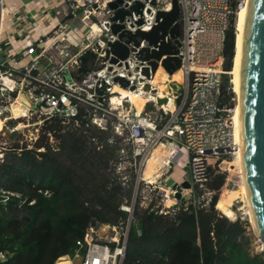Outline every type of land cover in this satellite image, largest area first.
Here are the masks:
<instances>
[{"label": "built area", "instance_id": "2783aa9c", "mask_svg": "<svg viewBox=\"0 0 264 264\" xmlns=\"http://www.w3.org/2000/svg\"><path fill=\"white\" fill-rule=\"evenodd\" d=\"M3 1L0 0V37L2 31L10 35L5 42L0 40V116L5 119L0 130L22 132L31 142L37 139L45 120L75 118L85 109L83 118L91 126L100 132L110 133L107 144L118 149V162L113 165L114 175L120 179L123 189L130 187L131 190L129 204L124 202L120 206V210L127 213V219L118 225L89 226L83 237L75 242V254L83 251L80 264H122L135 206L169 217L176 213L178 201L175 199V187H168L164 183L170 170L169 159L163 162L159 174L150 179L143 178L147 158L158 145L172 146L173 151L180 146L185 148L191 187L190 190H183L182 198L195 189L209 196L206 188L208 169L220 168L216 165L225 163L236 154L234 117L238 98L232 87L225 89L223 85V75L229 74L223 70V43L228 31H234L236 17L246 7L247 0H177L181 31L178 37L179 84L183 90L179 94L169 90L164 96L166 104L156 107L157 111H162V115L156 114L154 119L151 114H143V109L138 113L129 97L116 92L115 88H120L112 84L111 76H102L112 86L106 89L101 101L93 88L80 87L67 81L63 72L73 59L64 52L79 40L78 31L70 28L64 36H60L67 29V25L62 23L49 37L37 38L23 45L26 41L23 35L29 33L30 28L28 17L12 12L4 16ZM112 1L73 0L70 3L69 14L74 16L81 10L79 20L89 28L81 39L84 40V50L104 34L103 25L112 13L107 4ZM151 1H124L121 8L125 6L128 9L133 3L140 2L144 6L145 20L148 19L146 10L153 14L150 19L152 23L156 11L168 9L170 0H155V6L151 5ZM39 14L37 10L32 15L34 25L40 20ZM45 19L42 18V21H49ZM92 26H96L99 33L89 38ZM54 37L57 38L48 46V50L37 47ZM14 44L18 45L15 49ZM30 56L32 59L28 65L16 68L20 59ZM42 63H46L45 69L40 68ZM115 76L127 80L129 86L136 88L133 92L128 89L124 91L140 97L146 95L141 91L143 84L139 82V73L122 67ZM170 80L168 84L173 83ZM2 90L7 92L6 96L2 95ZM147 95L146 101L156 105L155 96L151 93ZM113 99L120 101L115 103ZM2 158L3 154L0 153V162ZM218 172L219 169L216 170ZM11 197L17 198L19 195L0 188L2 203ZM3 258L4 255L0 253V259Z\"/></svg>", "mask_w": 264, "mask_h": 264}, {"label": "trees", "instance_id": "16d2710c", "mask_svg": "<svg viewBox=\"0 0 264 264\" xmlns=\"http://www.w3.org/2000/svg\"><path fill=\"white\" fill-rule=\"evenodd\" d=\"M234 45L230 29L225 72L232 69ZM85 115L82 109L75 118L45 120L31 142L22 132L0 130V188L19 195L0 200V264H55L60 258L58 263L74 256L75 242L89 226L126 221L120 206L129 204L131 190L114 175L118 149L107 144L110 133L91 126ZM216 170L207 172L206 203L195 189L177 202L173 217L135 206L122 264H264V253L252 251L247 222L230 220L217 205L226 175Z\"/></svg>", "mask_w": 264, "mask_h": 264}, {"label": "water", "instance_id": "95a60500", "mask_svg": "<svg viewBox=\"0 0 264 264\" xmlns=\"http://www.w3.org/2000/svg\"><path fill=\"white\" fill-rule=\"evenodd\" d=\"M124 1L131 0H114L107 4L112 13L103 25L104 34L77 55L63 74L67 81L93 88L101 101L106 89L112 86L102 78L105 75L111 76L112 84L120 89L135 91V86L115 76L122 67L131 69L140 75L145 99L148 93L156 98V105L152 101L145 102L143 114L162 115L156 107L166 104L167 99L158 97L157 87L151 82L158 69L168 77L179 71V6L177 0H170L169 8L156 11L151 23L153 14L146 10L148 19L145 20L143 4L135 2L125 9V6L121 8ZM151 5L155 6V0ZM241 84L242 162L253 225L250 223L255 236L264 244V0L248 3ZM1 93L7 95L5 90ZM190 187L189 181L176 186L175 199L180 201L183 190Z\"/></svg>", "mask_w": 264, "mask_h": 264}, {"label": "rangeland", "instance_id": "374dc122", "mask_svg": "<svg viewBox=\"0 0 264 264\" xmlns=\"http://www.w3.org/2000/svg\"><path fill=\"white\" fill-rule=\"evenodd\" d=\"M41 19H42V17H40V20ZM66 24H67V29L65 31H63L60 34V36H64L65 35L64 33L66 31L70 30V24H72L75 27V29L78 31V36L83 37L89 31V28L79 21V13H78V18L73 19L71 21H66ZM51 26L56 27L57 23L55 21H52ZM5 29H6V26L3 27V30H5ZM90 34L92 35L93 33H90ZM9 35H10L9 33H5V31H2L1 37H0L1 42H5L7 39V36H9ZM44 35L45 34H43L42 32L39 33V37H44ZM93 37H95V35ZM56 38L57 37H54V38H51L49 40L43 41L42 43L38 44L37 47L41 48L43 50H48V46L52 42H54L56 40ZM31 59H32L31 56L27 57V58L20 59L18 61V65L16 68H22V67L28 65L31 62ZM43 64H46V63H43ZM43 69H45V67ZM226 77L227 78H225V79H227V81H228V86L233 88V85L231 83V76L229 74H227ZM169 87L176 94L181 93L183 90V86L177 82L170 83ZM155 116H156V114H153V113L151 114L152 119H154ZM166 146L173 149L172 146H169V145H166ZM176 149L178 152L176 154V157L171 160L170 170L167 173L166 178L164 179V183L168 187L179 186L184 181H188L190 179L188 157L186 155L185 148L180 146V147H177ZM149 157L147 158V160L149 159ZM232 159L233 158H230V159L226 160L225 163H221V164L216 165V167H218V165L220 166V168H218L219 172L225 173V175H226L225 183H224L223 187L221 188V190L218 194V198H219V195L221 194V196H220L221 199H220V201H218L217 205L224 209L225 214L227 215V218H229L230 220H235V219L239 218V219L247 222V224H248L247 231H248L249 235L252 236V240H253V243L251 246L253 253H255V254L264 253V244L261 243L257 239V237L255 236L254 230H253L251 223H250L251 220L247 214L246 198L243 194L242 183H241L239 171L235 170L233 167L231 169L226 168L225 170H223V166L227 163L232 162ZM221 165H223V166H221ZM126 167H128V165ZM190 196H191V193L187 192L184 197L189 198ZM206 198L208 199L209 197L208 196L207 197L205 196L204 198L202 197V198H200L199 202L200 203H206L205 202ZM215 209H216V206H215ZM217 211L220 214L224 215L221 211H219V210H217ZM228 212H229V214H228ZM81 256H82L81 253H78L77 255L74 254L73 257L68 256V257L62 259L58 264H80Z\"/></svg>", "mask_w": 264, "mask_h": 264}, {"label": "bare ground", "instance_id": "6f19581e", "mask_svg": "<svg viewBox=\"0 0 264 264\" xmlns=\"http://www.w3.org/2000/svg\"><path fill=\"white\" fill-rule=\"evenodd\" d=\"M248 3H249V0H247L246 7L244 9H242L241 12H239V14L237 15L236 21L234 24V35H235L234 51H235V56L233 58L232 69L229 72V75L231 76V83L233 85V92L236 93L237 98H238V104L236 106L235 117H234V120H235V142L237 144V148H236L237 150H236L235 156L232 159V162L227 163L224 166L223 165H221V166H223V170H225L226 168L231 169L233 167L235 170L239 171L241 183H242L243 194L246 198L247 214H248V216L251 220V223L253 225V219H252V214H251V210H250V204H249L248 196H247L244 167H243V162H242V132H241L242 126H241V111H240V95H241V86H242V84H241V72H242L243 59H244L245 26H246V16H247ZM92 28L93 29H92L91 33H93V34L92 35L90 34L89 38H92L94 35L96 36L99 33V29L96 26H92ZM170 78H171L170 81L180 83V81H181L180 71L173 74ZM168 81H169V77L167 76V74L164 73L161 69H158L156 71L153 79H152V82H151L152 85H155L157 87L158 97H164L165 94L168 93V90L166 88ZM115 91L120 93L123 97H129L130 102L132 103V106L136 109V111L138 113L140 111H142L143 106H144L147 98L145 99V97L135 96V95L129 93L128 91H124V90H121L118 88H115ZM113 100L115 103H116V101H120L119 99H113ZM3 118L4 117L0 116V121ZM160 145H163V144H160ZM160 145H158V146H160ZM163 146H165L167 148V159H169V160L174 159L177 152H174L170 147H167L166 145H163ZM157 147L154 150H156ZM154 150H153V152H154ZM153 152H152V154H153ZM163 162L160 163V165L158 167V171L154 175H157L160 173V171L162 169ZM150 163H151V159L149 157V159L146 161L144 170L142 172L144 179H150L149 176L153 172V170L150 167ZM228 214H229V212H228Z\"/></svg>", "mask_w": 264, "mask_h": 264}, {"label": "crops", "instance_id": "0c3cea01", "mask_svg": "<svg viewBox=\"0 0 264 264\" xmlns=\"http://www.w3.org/2000/svg\"><path fill=\"white\" fill-rule=\"evenodd\" d=\"M73 0H4L3 1V14L6 16L9 12L17 13L22 17H28L29 23V33L27 32L23 36H25L26 41L23 45H28L35 41L37 38H47L51 35V33L57 29L59 25L62 23L66 24V21H71L73 19H79L82 14V11L79 10L76 14L70 15L68 11V7ZM39 10V15L42 18H47L49 21L39 20L35 25L33 24L32 15L35 11ZM45 19V20H47ZM55 21L57 26H51V22ZM80 21V20H79ZM67 25V24H66ZM71 29H75V27L70 24ZM76 30V29H75ZM42 32L44 37H39V33ZM80 35V34H79ZM84 36H79V40L73 42L74 45H71L69 50H66L64 53L68 55L69 58L74 59L78 54L84 51V45L82 44ZM84 43V42H83ZM76 44V45H75ZM18 45H13V49L17 48ZM17 51V50H16ZM46 64L40 65V68L43 69L46 67ZM167 90H171L169 84L166 85ZM156 118V116L154 117ZM174 152H178L177 149ZM176 157V156H175ZM174 157V158H175ZM151 163L150 167L153 170L149 178H151L154 174L157 173L158 167L161 162L167 159V148L163 145L157 147L154 150L153 154L150 156ZM171 162V160H169ZM68 257V256H65Z\"/></svg>", "mask_w": 264, "mask_h": 264}]
</instances>
